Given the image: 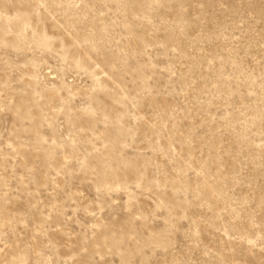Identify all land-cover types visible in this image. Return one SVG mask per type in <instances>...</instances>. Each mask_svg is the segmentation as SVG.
I'll list each match as a JSON object with an SVG mask.
<instances>
[{"label":"rangeland","instance_id":"1","mask_svg":"<svg viewBox=\"0 0 264 264\" xmlns=\"http://www.w3.org/2000/svg\"><path fill=\"white\" fill-rule=\"evenodd\" d=\"M0 264H264V0H0Z\"/></svg>","mask_w":264,"mask_h":264}]
</instances>
